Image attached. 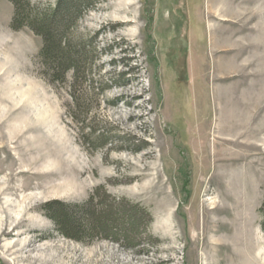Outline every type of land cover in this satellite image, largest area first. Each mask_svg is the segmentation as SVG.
Returning <instances> with one entry per match:
<instances>
[{
  "label": "rangeland",
  "instance_id": "obj_1",
  "mask_svg": "<svg viewBox=\"0 0 264 264\" xmlns=\"http://www.w3.org/2000/svg\"><path fill=\"white\" fill-rule=\"evenodd\" d=\"M83 10L74 33L97 53L78 105L72 73L49 80L41 35L0 0V264H264V0ZM231 151L245 155L227 171ZM54 200L113 208L139 245L67 237Z\"/></svg>",
  "mask_w": 264,
  "mask_h": 264
},
{
  "label": "trees",
  "instance_id": "obj_2",
  "mask_svg": "<svg viewBox=\"0 0 264 264\" xmlns=\"http://www.w3.org/2000/svg\"><path fill=\"white\" fill-rule=\"evenodd\" d=\"M15 5L13 27L19 29L28 25L35 33L41 35L43 46L40 52L41 61L46 66V74L53 83L63 82L68 72L72 73L70 92L72 99L79 105L78 86L84 83L93 70L97 53L93 45L96 36L75 34L79 18L84 14L83 7L93 0H57L54 7L42 11H27L28 0H11ZM108 84L102 85V91ZM98 93V94H99ZM85 104L88 100L82 97ZM86 106L83 113L86 114ZM95 135V134H94ZM99 143L106 144L107 136L100 133L94 138ZM86 142H91L86 139ZM47 215L54 220L56 227L70 238L105 236L113 241H123L127 247H137L139 244L131 241L132 227L114 216V209L101 207L97 210L92 200L83 204H65L58 200L50 201L44 206ZM133 217L128 216V223ZM115 229L119 231L115 232ZM141 252V250H140Z\"/></svg>",
  "mask_w": 264,
  "mask_h": 264
},
{
  "label": "bare ground",
  "instance_id": "obj_3",
  "mask_svg": "<svg viewBox=\"0 0 264 264\" xmlns=\"http://www.w3.org/2000/svg\"><path fill=\"white\" fill-rule=\"evenodd\" d=\"M229 1H231V3L232 4H235V2H236V0H229ZM219 2L220 1H218V4H219ZM214 5V4H213ZM231 5V4H230ZM215 6V5H214ZM213 7V6H212ZM217 10V9H216ZM215 12V11H214ZM220 12H221V10H220ZM213 13V12H212ZM250 14H251V16H252V12H249ZM249 13H248V15H249ZM215 15V14H214ZM218 15H225V14H218ZM225 20V19H224ZM241 28V27H240ZM237 30V29H236ZM220 132H221V130H220ZM219 132V133H220ZM216 138H218L217 136H216ZM237 141H235V140H232V144L235 146V143H236ZM246 146V145H245ZM233 150V149H232ZM217 155V154H216ZM244 153H240V154H236V152L235 151H231L229 154H227V155H225V156H223V157H218L217 159H216V162H218V163H220V164H223L226 168H227V171H229V170H231V169H233L235 166H237L238 164H240V162L242 161V158L244 157ZM250 164H252V162H249V165ZM225 175V174H224ZM156 186H157V184H156ZM161 188H162V186H161ZM162 192V191H161ZM165 193V192H164ZM167 195H168V193H167ZM166 197V196H165ZM164 197V199H166ZM168 197V196H167ZM167 201V200H166ZM167 203V202H166ZM213 203V202H212ZM227 210V209H229V208H224V207H219V206H216L215 207V209H213V211H217L216 213H221V211H223V210ZM243 229L244 228H242V231H243ZM239 231H240V229H238L237 230V232H236V235H238V233H239ZM237 244V243H236Z\"/></svg>",
  "mask_w": 264,
  "mask_h": 264
}]
</instances>
